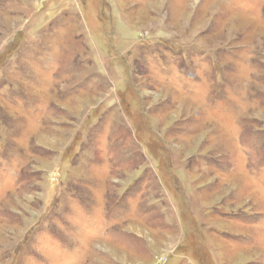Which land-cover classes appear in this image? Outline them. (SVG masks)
Here are the masks:
<instances>
[{
	"label": "rangeland",
	"instance_id": "1",
	"mask_svg": "<svg viewBox=\"0 0 264 264\" xmlns=\"http://www.w3.org/2000/svg\"><path fill=\"white\" fill-rule=\"evenodd\" d=\"M0 264H264V0H0Z\"/></svg>",
	"mask_w": 264,
	"mask_h": 264
}]
</instances>
